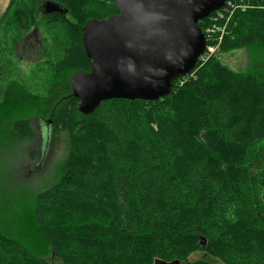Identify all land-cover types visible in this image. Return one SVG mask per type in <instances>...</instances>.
I'll return each mask as SVG.
<instances>
[{"label":"trees","instance_id":"16d2710c","mask_svg":"<svg viewBox=\"0 0 264 264\" xmlns=\"http://www.w3.org/2000/svg\"><path fill=\"white\" fill-rule=\"evenodd\" d=\"M48 1L69 11L49 16L69 45L45 95L19 81L0 93V264H264V0H227L199 23L208 46L207 24L224 28L219 53H247L244 72L211 57L165 98L106 101L90 116L71 87L91 71L82 32L117 6ZM24 12L13 19L27 32ZM34 117L70 135L59 177L39 189L8 174L38 160L26 150Z\"/></svg>","mask_w":264,"mask_h":264},{"label":"water","instance_id":"95a60500","mask_svg":"<svg viewBox=\"0 0 264 264\" xmlns=\"http://www.w3.org/2000/svg\"><path fill=\"white\" fill-rule=\"evenodd\" d=\"M118 14L89 21L82 32L91 71L71 79L79 111L90 116L112 100L157 101L192 73L207 47L199 23L223 9L227 0H114ZM44 15H67L53 1ZM154 264H179L156 261Z\"/></svg>","mask_w":264,"mask_h":264},{"label":"rangeland","instance_id":"374dc122","mask_svg":"<svg viewBox=\"0 0 264 264\" xmlns=\"http://www.w3.org/2000/svg\"><path fill=\"white\" fill-rule=\"evenodd\" d=\"M45 1L48 0H0V19L7 13L0 23V93L5 92L9 83L16 81L31 87L36 96H43L46 93L54 70L53 64L63 56L69 42L62 26L54 18H39L38 9ZM18 9H23L26 15H31V20L33 17L35 19V24L27 32L15 25L13 13ZM228 12L229 7L225 13ZM35 28L39 31L41 39L37 38L34 41L35 35H29ZM206 30L213 44L210 48L206 47L205 54L198 65L203 66L211 57H218L223 65L234 73L244 72L248 66L247 53L244 50L219 53L223 42V31L218 30L212 22L207 24ZM218 33H220L219 36ZM32 45L34 49L31 48ZM31 50L33 51L29 52ZM31 125L37 137L26 144V150L37 153L38 160L34 162L24 156L23 161L26 162L27 169L23 167L16 171H9L8 174L9 182L13 185L17 183V179L24 183L33 180L34 187L39 189L46 187L59 177L60 165L69 152L70 135L65 131L58 132L52 125L36 117L31 120ZM198 258H203V254L196 253L191 256L192 261ZM210 260L211 264H224L216 258H210ZM53 262L61 264L58 260Z\"/></svg>","mask_w":264,"mask_h":264},{"label":"flooded vegetation","instance_id":"af4514ba","mask_svg":"<svg viewBox=\"0 0 264 264\" xmlns=\"http://www.w3.org/2000/svg\"><path fill=\"white\" fill-rule=\"evenodd\" d=\"M46 2V1H45ZM45 2H43V4L45 3ZM43 4L39 7V9H38V16H39V18L41 19V18H48L50 15H44L43 13H44V9L42 8L43 7ZM52 15V14H51ZM32 35H35V36H33V39H34V41L38 38V39H41V38H39V31L37 30V28H35V29H33L32 30V33L29 35V36H32ZM34 45V44H33ZM33 45H32V47L31 48H33L34 49V47H33ZM33 50H31V51H29V52H32Z\"/></svg>","mask_w":264,"mask_h":264},{"label":"built area","instance_id":"2783aa9c","mask_svg":"<svg viewBox=\"0 0 264 264\" xmlns=\"http://www.w3.org/2000/svg\"><path fill=\"white\" fill-rule=\"evenodd\" d=\"M229 5H230V4H229ZM223 9H224L223 11H225V12L227 11L226 8H223ZM225 12H224V13H225ZM220 14H222V13H220ZM220 16L222 17V15H220ZM214 25H215V24H214ZM217 27H218V30L224 31V28L222 29V28H220L219 26H217ZM210 46H211V45H210ZM210 46H208V47L210 48Z\"/></svg>","mask_w":264,"mask_h":264}]
</instances>
